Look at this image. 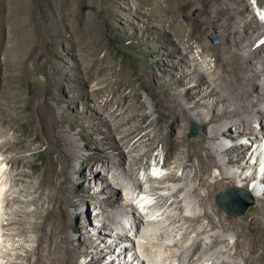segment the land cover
<instances>
[{
  "label": "rangeland",
  "instance_id": "rangeland-1",
  "mask_svg": "<svg viewBox=\"0 0 264 264\" xmlns=\"http://www.w3.org/2000/svg\"><path fill=\"white\" fill-rule=\"evenodd\" d=\"M175 1L172 0L173 9L162 10L161 17L164 20H172L171 17L177 19L174 25H180L186 35L189 33L194 36L189 39L192 49L187 53L186 58H195L201 66L205 65L204 61L213 65L212 53H203L195 37L201 38L210 47L220 48L225 32L212 26L210 22L206 24L208 19L204 12L207 10L206 2L200 0L193 4L189 0ZM236 3L233 1V7ZM241 5L245 6L246 10L244 9L239 18L245 14H252L255 19L247 23L244 33L248 34V30L249 33L254 32V34L261 32L258 24H262L264 28V0H243ZM153 6L154 0H0V243L5 239L3 232L6 231L1 225V220L4 222V217L11 216L10 214L16 210L20 211L19 215L14 216L18 220L34 207L17 199L6 206L2 201L4 193L9 197L24 200L29 198L31 183L44 176L49 160L58 155L55 152L56 145L45 134L46 123L44 125L40 122V117L46 115L55 125L62 126L61 128L70 134L79 148L74 157L65 146L61 145L64 152L60 164L71 177L66 192L64 191L70 198L68 202L62 204L64 209L62 212L65 213L63 217L68 222L66 232L75 239L73 244L77 245L76 237L79 236L74 228H79L81 223L89 221L90 215L108 211L104 204L85 199L79 194L78 187L84 182H90L94 176L96 179L93 184H96L97 188H102L105 179L115 180L117 175L118 179L112 186L114 191L112 197L119 199L115 202L116 205L126 207L125 213L119 216L120 222L117 228L119 234L128 236L114 243L112 251L105 254L103 261L109 262L114 259V264L140 263L134 249L119 253L122 246L130 245L139 239L142 244L141 249L138 247V250L149 259L145 264H178L177 258L171 255L179 252L181 241L178 240L183 231L173 230L170 234L163 233V228L169 230L172 228L171 219L168 218H161L158 222L152 223L153 225L145 223L147 219L155 218V215L166 209V204L171 201L168 199L163 206H157V209L144 208L156 201L147 187L156 188L153 193L168 194L169 190L162 186L176 184L172 181H160L161 175H165L172 168L173 158L170 159V163L165 162L162 137L169 129L164 128V115L156 108L157 96L149 91L151 81L164 77L163 72L168 68L170 61L165 37L162 35H158L161 37L159 39L152 37L155 32L154 26L158 24V20L152 15ZM165 22L167 24L166 20ZM234 47H224V49L234 50L235 53L239 51L236 46ZM251 49L254 50L253 57L250 58L251 62L264 61V29L253 41ZM239 53L244 59L246 52ZM176 60L180 63L179 59ZM242 65L243 63L240 66ZM258 75L255 77L257 91L264 89V77H262L264 75ZM242 76L246 77L247 74L243 73ZM227 79L233 82V74L229 73ZM216 83H220L223 86L220 89L225 92L230 91L229 85L227 86L224 81L216 80ZM117 88L124 89L126 94L130 95V100L134 101L137 95L144 107L138 109L139 102L127 108L128 102L122 101ZM250 94L253 95L254 91L250 90ZM141 113L148 114V118L143 120ZM132 115H136V120L129 119ZM149 121L152 122L150 126L130 135L132 143L139 135L147 132L146 141L141 146L126 152L127 146L122 145L124 153L114 155L111 160L115 164L99 157L97 149L123 143L135 123L140 122L145 126ZM190 124L196 126L197 134L189 135ZM259 125L258 121L251 120L254 129L258 130ZM201 129V125L196 120H187L184 133L186 137H196L201 133ZM109 139L112 142L108 145L105 141ZM224 142L226 145L233 143L227 139ZM241 142L248 147V163L255 161L251 153L259 154L253 179L245 182L240 177H234L235 185L223 186L212 196V200L214 207L219 208L224 215L246 222L254 211L257 198H261L264 191V180L260 181L264 173L262 149L264 145L255 150L256 144L252 139L244 137ZM154 154H156L155 159L151 158ZM134 156H140L139 165H133L134 169L147 166V161L151 164L149 169L140 170L138 177H146L147 173L157 176L149 182L141 181L137 189L136 182L131 183L132 178H127L125 173L128 168L129 171L132 168L130 164ZM222 157L226 158L227 155L222 154ZM106 163L109 165L107 171L103 172L102 165ZM229 170L241 175H250L253 168L247 167L242 171L237 165H233ZM181 172L182 169L176 170L177 174ZM219 172L218 168H211L210 180H213L214 176H219ZM11 177L16 178L17 181L12 183ZM118 180L124 185L128 182L131 184L125 187L117 184ZM187 181H190V185L197 183L195 179ZM9 184L12 187H9ZM253 184L256 187L252 190ZM225 187L237 188L238 191L234 193L233 199L235 204L246 199L242 190L251 194L253 203L244 215H230L217 204L216 195L223 192ZM94 189L96 188H91L90 193ZM104 195L105 192L102 196ZM72 203L75 205L73 206ZM187 206L191 204L184 207L182 214H189L190 210L186 211ZM195 206V212L203 211L201 206ZM148 213L152 215H147ZM134 214H140L144 221L143 226H149L151 233H163L164 236L152 235L147 239L139 238L138 234L135 236ZM176 214L174 216L178 215ZM92 220L89 226L90 236L101 237L102 247L111 243L117 232L114 229L108 232L107 229L100 227L99 220ZM9 227L7 233H15L21 224L18 222ZM215 232L226 238L229 247L233 244L235 240L233 230L222 231L216 227L215 230L200 234V237L192 232L195 236L190 233L188 241L191 242L192 238L201 241L196 254L188 264H233V260L237 262L236 264H242L240 257L233 256V247L229 248L223 243L206 247ZM21 238L13 236L6 241L10 245L14 242L12 244L14 245L21 242ZM175 240L179 242V247H172L174 250L172 248V250H164L160 246L162 243L171 244ZM145 241L149 243L146 244ZM219 249L222 251L217 253ZM208 258L211 260H206ZM89 259L90 256L83 255L79 257L78 262L83 263Z\"/></svg>",
  "mask_w": 264,
  "mask_h": 264
},
{
  "label": "bare ground",
  "instance_id": "bare-ground-1",
  "mask_svg": "<svg viewBox=\"0 0 264 264\" xmlns=\"http://www.w3.org/2000/svg\"><path fill=\"white\" fill-rule=\"evenodd\" d=\"M190 1L195 4V1L197 3L200 0ZM202 1L206 2L207 6V10L204 11L208 17L206 24L210 22L212 26H216L225 32L224 41L220 48L210 47L201 38L195 37L196 43L201 47L202 52L206 54L212 53L213 56V65L209 64L208 61H204L205 65L203 66L199 65L198 60L193 57L191 59L186 58L187 53L192 49L189 39L194 38V36L189 33L186 35L180 25H174L177 19L172 17V20L165 19L167 21L166 24L163 17H161L163 15H161L162 10L168 11L170 8L173 9L172 0H154L152 15H154L155 20H158V24L156 27L154 26L155 32L152 37H157L156 39L161 38L158 35L165 37L169 49L167 56H169L170 64L163 72L164 77L162 76L160 79L151 81L149 92L157 96L156 108L164 115V128L169 129L167 134L162 137V148L165 151L164 158L166 157L165 162L168 164L170 163V159L173 158L171 162L172 168L165 175L163 174L164 176L161 175L160 181H172L176 184L173 186H162V188L169 190L168 194L153 193L156 188L152 186L147 187L148 191L151 192L150 194L155 196L156 201L144 208L154 207L157 209V206H163L168 199H171V201L169 204H166V209L155 215V218L151 220L150 218L147 219L145 223L149 225L158 222L161 218H168L171 219L170 226L172 228L169 230L162 226L163 233L170 234L173 230L183 231L180 240H178L181 241L180 248H178L179 252L171 255L177 258L178 264H188L200 246L201 239L192 238L191 242L188 241L190 233L193 234L192 232H194L198 237L200 234L215 230L216 227H219L222 231L233 230L235 240L229 247L226 238L215 232L211 235V240L206 247L223 243L229 248L233 247V256L240 257L242 264H264V191L262 197L257 198L254 211L246 222L238 218L231 219L227 215H224L219 208L214 207L215 204L212 200V196L220 191L223 186L235 185L234 177L237 176L242 178L243 181L249 182L253 179L252 175L256 172L259 154L251 153L255 161L248 163V147L241 142V139L244 137L252 139L256 144L255 150L261 147L262 144L264 145V89L257 91V87L255 86V77L258 74L264 75V61H250L254 53L251 45L261 35L264 28L262 24L254 21L260 26L258 29L261 32L258 31L254 34V32L249 33L248 30V34L244 33V27L247 23L255 19L252 14H245L239 18L244 9L246 10V7L241 5V1L243 0ZM233 1L237 2L234 7ZM174 2L176 1L174 0ZM234 46L239 50L236 53L234 50L232 52L229 49H224V47L233 48ZM242 51L246 52L244 59L241 58L239 53ZM176 59H179L180 63ZM242 63L243 65L240 66ZM255 64L257 65L255 66ZM249 67L250 71H248ZM229 73L233 74V82L227 79ZM243 73H246L247 76L243 77ZM216 80L224 81L227 86L229 85L230 91L225 92L220 89L223 86L220 83H216ZM250 90L254 91L253 95L250 94ZM117 92L120 93L119 95L122 97L123 102H128L127 108L135 106L136 103L139 104L140 102L139 97H136L137 95L134 97V101L130 100V95L126 94L124 89L117 88ZM142 107L144 105L140 102L138 109H142ZM129 117V119H135L136 115H132V118L131 116ZM141 117L143 120H146L148 114L141 113ZM192 119L201 125V133L196 137H186L184 133L186 121ZM252 119L259 122L258 130L251 126ZM40 122L44 125L46 123L45 134L56 145L55 152L58 155L49 160L50 163L46 168V173L43 174L44 176L40 177L36 182L33 181L31 183V189L28 193L29 198L24 200L22 198L9 197L4 193L2 201L6 206L17 199L18 201L25 202L28 206L33 205L34 207L25 212L24 216H21L18 220L14 217L20 214V211L17 210L12 212L11 216L4 217V222L1 220V225L6 231L3 232V236L5 237L3 242L5 244L3 242L0 243V264H114V259L109 262L103 261L105 254L112 251L114 243L128 236L126 234H119V229L117 228L120 222L119 216L126 211V207L115 204L118 198L112 197V193L114 192L112 186L114 181L118 179V176L115 175V180L104 178L105 185L102 188L95 187L97 185L93 184L96 179L94 176L90 182H84L78 187L79 194L85 199L92 200L94 203L104 204L108 208V211H102L93 216L90 215L89 221L81 223L79 228H74L79 233V236L76 237L78 243L74 245L75 239L66 232L68 222L63 217L65 213L63 214L62 212L64 210L62 209V204L68 202L70 198L64 191L67 189L66 186L71 181V177L67 175L60 161L64 152L61 145L65 146V149L74 157L78 153L79 148L70 134L61 128L62 126L55 125L51 118L42 115ZM151 123L149 121L145 126L140 122L135 123L127 133L123 143L112 144L97 149L100 154L99 157L115 164L111 160H113L114 155L118 156L124 153L122 145L127 146L128 151L126 152H130L146 141L147 132L139 135L132 143L130 142V135L139 129L147 128ZM52 124L54 126L51 127ZM226 139L233 142L232 145L224 144V140ZM105 142L109 145L112 141L109 139ZM262 149L264 151V146ZM222 154L227 155V157H222ZM151 158L155 159L156 154L151 156ZM139 160L140 156H134L130 164L132 168L130 171L129 168L127 172L125 171L127 178H132L130 182H136V189L141 181L149 182L154 177L153 175H149V173L146 174V177L144 176L145 178L138 177L140 170L149 169L151 166L149 161H147V166H137L138 168L134 169L133 165H139ZM108 165L107 163L106 165H102L103 172L107 171ZM233 165H237L242 171L247 167H252L253 171L250 175L234 173L229 170L230 166ZM211 168H218L220 170L219 176H214L213 180L209 178ZM178 169H182L181 174L176 173ZM11 176L13 177V175ZM188 179H195L197 183L194 185L191 183L190 185V181H187ZM262 180H264V173L260 178V181ZM11 181L13 183L17 180L16 178H12ZM130 182L127 184H131ZM251 182L253 183V181ZM117 184L124 185L122 181L119 183V180ZM127 184L124 186L126 187ZM9 187L12 186L9 184ZM254 187H256L255 184H253L252 190ZM91 188L96 189L90 193ZM104 192L105 195L102 196ZM179 194L182 195L180 196ZM186 203L188 205L191 204V206H187V210L185 208L186 211L190 210L189 214H182L184 207L187 205ZM194 204L201 206L203 211L199 213L196 211V213L194 211L196 209ZM72 205L74 206L75 203H72ZM134 212L137 213V211ZM174 214L177 216H174ZM147 215L152 214L148 213ZM133 218L136 221L135 236L138 234L139 238L145 239L152 235L155 237L164 236L163 233H151L147 225L144 227V221L140 217V214H134ZM92 219L94 221L95 219L96 221L99 220L101 222L100 227L107 229L108 232L112 229L117 232L111 243L105 244L102 247L100 246L101 237L97 236L93 238L90 236L89 226L91 225V221H93ZM18 222L21 224V227L15 233L10 230L12 233H7V230L10 228L9 226ZM11 236L22 237V241L14 245H12L14 243L12 242L10 245L6 240H10ZM178 241L175 240L171 244L162 243L160 246L164 250H172L174 246L179 247ZM145 242H147L146 244L149 243V241ZM141 244V240L138 239L130 245L122 246L119 253H125L129 249H134L136 257L140 259V263L138 262V264H145L149 259L138 250ZM221 251L219 249L217 253ZM217 253L215 255L216 258ZM83 255L90 256V259L79 263L78 259ZM206 260L209 261L211 259L208 258ZM235 262L233 260V264L237 263Z\"/></svg>",
  "mask_w": 264,
  "mask_h": 264
},
{
  "label": "water",
  "instance_id": "water-1",
  "mask_svg": "<svg viewBox=\"0 0 264 264\" xmlns=\"http://www.w3.org/2000/svg\"><path fill=\"white\" fill-rule=\"evenodd\" d=\"M197 134L196 126L190 124L189 135ZM238 191L235 187H225L224 191L216 195L217 204L230 215H244L248 207L253 203V197L251 194L242 190L246 195V199L238 204L233 201L235 198L234 193ZM240 202V201H239Z\"/></svg>",
  "mask_w": 264,
  "mask_h": 264
}]
</instances>
